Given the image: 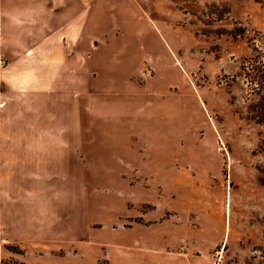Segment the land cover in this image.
Masks as SVG:
<instances>
[{"label":"rangeland","instance_id":"obj_1","mask_svg":"<svg viewBox=\"0 0 264 264\" xmlns=\"http://www.w3.org/2000/svg\"><path fill=\"white\" fill-rule=\"evenodd\" d=\"M75 4L98 49L83 80L119 84L96 105L83 96V127L91 105L120 120L83 134L80 164L50 167L47 202L19 193L31 168L5 153L0 264H264V0ZM38 204L49 215L34 230Z\"/></svg>","mask_w":264,"mask_h":264},{"label":"crops","instance_id":"obj_2","mask_svg":"<svg viewBox=\"0 0 264 264\" xmlns=\"http://www.w3.org/2000/svg\"><path fill=\"white\" fill-rule=\"evenodd\" d=\"M3 2L0 0V199L6 198L9 159L5 153H11L13 164L22 162L31 168L25 183L17 179L19 193L27 192L35 203L39 198L47 202L51 193L57 194V189L51 188L50 167L62 161L73 167L80 164L83 134L108 136L112 127L99 129V120H120L114 113L98 118L96 107L91 105L95 126L87 131L83 127V96L95 98L96 105V100L98 103L109 95L110 90L104 87L119 84L113 82L114 77L105 82L92 77L83 80V54H89L92 64L93 51L98 49L93 40L85 38L82 19L70 15L75 0H10L8 17L3 16ZM38 6L44 8L41 20L22 19L19 8ZM17 204L11 214H26L23 201ZM7 214L10 212L0 204V224L6 223ZM28 214L33 215L30 224L35 230L49 212L38 204ZM59 232H66L63 222L52 228L53 235Z\"/></svg>","mask_w":264,"mask_h":264},{"label":"trees","instance_id":"obj_3","mask_svg":"<svg viewBox=\"0 0 264 264\" xmlns=\"http://www.w3.org/2000/svg\"><path fill=\"white\" fill-rule=\"evenodd\" d=\"M258 1H263V0H258ZM258 64L256 65V70L259 73L258 77L259 78H263L264 79V64L262 63V61H256ZM261 121H264V118L260 119Z\"/></svg>","mask_w":264,"mask_h":264}]
</instances>
